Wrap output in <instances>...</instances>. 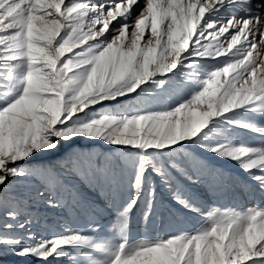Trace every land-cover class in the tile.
Wrapping results in <instances>:
<instances>
[{
	"label": "snow or ice",
	"instance_id": "6c2138e0",
	"mask_svg": "<svg viewBox=\"0 0 264 264\" xmlns=\"http://www.w3.org/2000/svg\"><path fill=\"white\" fill-rule=\"evenodd\" d=\"M234 189L264 197V0H0V264H264ZM165 214L199 226L131 236Z\"/></svg>",
	"mask_w": 264,
	"mask_h": 264
},
{
	"label": "rangeland",
	"instance_id": "374dc122",
	"mask_svg": "<svg viewBox=\"0 0 264 264\" xmlns=\"http://www.w3.org/2000/svg\"><path fill=\"white\" fill-rule=\"evenodd\" d=\"M248 142L259 144L261 143V138L258 135L249 134ZM96 150H100L99 146H97ZM230 174L236 176L237 173L234 169H227ZM167 194H165V205L168 206V201L166 199ZM216 203L223 207H233V208H247L251 207L258 203H264V197L259 195H248L244 192L239 191L238 189H234L222 195H219L216 199ZM167 214H165V225L161 226L159 221L154 227L146 229L143 225V222L139 219L137 215L133 216L132 225H131V236L134 239H140L145 236L149 238H154L157 235H165L167 232L175 230L176 227H181L185 230H191L192 227L199 226L195 219L189 218L183 224L180 225H169L167 224ZM83 222L80 220H76L75 224H82Z\"/></svg>",
	"mask_w": 264,
	"mask_h": 264
}]
</instances>
